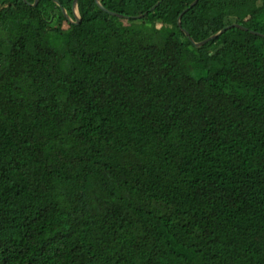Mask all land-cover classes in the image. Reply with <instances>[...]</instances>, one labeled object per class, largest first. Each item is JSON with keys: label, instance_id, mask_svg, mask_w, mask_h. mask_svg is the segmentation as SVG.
<instances>
[{"label": "trees", "instance_id": "obj_1", "mask_svg": "<svg viewBox=\"0 0 264 264\" xmlns=\"http://www.w3.org/2000/svg\"><path fill=\"white\" fill-rule=\"evenodd\" d=\"M98 1L0 0V264H264V0Z\"/></svg>", "mask_w": 264, "mask_h": 264}, {"label": "water", "instance_id": "obj_2", "mask_svg": "<svg viewBox=\"0 0 264 264\" xmlns=\"http://www.w3.org/2000/svg\"><path fill=\"white\" fill-rule=\"evenodd\" d=\"M96 1V3L98 4V6L101 8V9H103L104 11H106V12H108L105 8H104V6H102L101 4H100V2L98 1V0H95ZM196 1L197 0H194L190 5H194L195 3H196ZM37 2V0H35V2H34V4ZM159 2H156L153 6H151V10H153L154 9V7L158 4ZM59 5H60V3H58ZM76 6H77V0H74V3H73V12H74V15H75V18H76V20H74L73 22L74 23H79V21H80V19H79V17H78V15H77V13H76ZM62 9V11L64 12V14L68 17V15H67V13H66V11L63 9V8H61ZM188 8H186L184 11H186ZM184 11H182V12H184ZM110 13V12H109ZM112 13V12H111ZM145 13H147V11L145 12ZM143 15H137V16H134V17H136V18H139V17H142ZM179 24H180V21L178 22ZM234 26H239V27H241V28H245L244 26H242V25H239V24H237V23H231V24H228V25H226L225 27H223L221 30H219L218 32H216L215 34H213V35H211V36H209V37H207L205 40H203L202 42H194V40L190 37V35H189V33L187 32V31H185L184 30V32H185V34L189 37V39H190V41L191 42H193L195 45H199V44H201V43H203V42H206V41H208V40H210V39H212V38H215V37H217L218 35H220L222 32H224L226 29H228V28H230V27H234ZM255 34H258V35H261V36H263L264 37V34H260L258 31H253Z\"/></svg>", "mask_w": 264, "mask_h": 264}, {"label": "rangeland", "instance_id": "obj_3", "mask_svg": "<svg viewBox=\"0 0 264 264\" xmlns=\"http://www.w3.org/2000/svg\"><path fill=\"white\" fill-rule=\"evenodd\" d=\"M78 29L83 31L84 27L83 26H78ZM225 46L219 45L218 50L225 49ZM240 264H251L250 260L248 258L244 259Z\"/></svg>", "mask_w": 264, "mask_h": 264}]
</instances>
